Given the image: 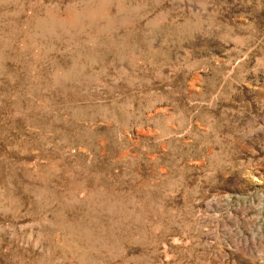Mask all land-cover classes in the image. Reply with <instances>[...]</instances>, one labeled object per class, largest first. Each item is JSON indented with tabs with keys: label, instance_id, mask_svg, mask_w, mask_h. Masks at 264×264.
Returning a JSON list of instances; mask_svg holds the SVG:
<instances>
[{
	"label": "rangeland",
	"instance_id": "obj_1",
	"mask_svg": "<svg viewBox=\"0 0 264 264\" xmlns=\"http://www.w3.org/2000/svg\"><path fill=\"white\" fill-rule=\"evenodd\" d=\"M0 264H264V0H0Z\"/></svg>",
	"mask_w": 264,
	"mask_h": 264
}]
</instances>
